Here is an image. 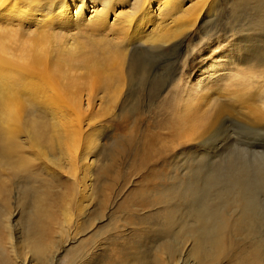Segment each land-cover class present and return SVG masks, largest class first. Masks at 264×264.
<instances>
[{"label": "bare ground", "instance_id": "6f19581e", "mask_svg": "<svg viewBox=\"0 0 264 264\" xmlns=\"http://www.w3.org/2000/svg\"><path fill=\"white\" fill-rule=\"evenodd\" d=\"M82 1L75 7L78 17L87 11ZM183 1L177 0L164 14L170 19L171 26L163 20V25H155L149 34L140 36L155 55L170 54L180 48L184 39H177L182 32L193 29L204 16H213L217 8L216 0H189L191 3L187 7L182 5ZM13 2L25 3V6ZM34 2L0 0V23L19 26L14 31L0 30V264H9L7 247L12 254L22 252L11 229L9 197L12 187L18 189L15 198L19 205L32 213L26 222L25 236L30 255L38 260L48 258L51 248L56 245L51 235L58 219L55 212L70 213L71 206L79 213L84 212L85 201L92 194L89 179L92 176L93 139L87 133L82 134V138L80 136L79 122L82 115L85 116L83 104L89 108L95 96L94 82L110 98L117 93L121 83V74L105 71L106 65L119 60L117 52L110 55L108 49H102L106 56L103 60L94 55L83 58L82 53L71 52V43L63 41L58 51L55 50L57 54L51 56L53 50L47 49V42L50 40L49 31L54 27L51 20L57 11L47 12L44 18L38 19ZM65 2L68 1L63 3L65 9L58 11L63 20L71 15L70 4ZM230 4L233 5L232 11L225 13L227 29H235L237 33L251 30L253 34L241 37L247 42L250 60L264 65V35L261 34L264 33V0H231ZM14 8L17 11L12 14L10 10L15 11ZM108 11L100 14L95 26L100 27L101 22H105ZM32 19L40 21V25L25 36L23 24ZM236 26L239 27L236 29ZM144 57L140 52H133L125 69L128 95L131 94L134 100L142 98L148 80L149 63L143 60ZM160 76H156V83H150V100L156 97L166 80V75L162 73ZM75 80L83 83L77 84ZM248 82H235L234 90H219L223 97L219 98L216 94L211 95L214 90L209 91L206 82L199 92L192 87L186 92L181 81L166 97L168 107L160 110L158 115L161 117L156 122L153 118L154 122L144 130L138 129L140 116L133 117L139 110L137 106L119 108L116 128L122 138L117 137L109 145L107 154L117 166L126 156L131 160L133 157L138 159L131 166L133 173L141 178L119 209L133 208L141 202L145 208L159 203L164 211L145 219L158 226L160 239L150 246L152 249L145 248L140 241L146 236L136 233L131 242V253L124 248L126 243L121 244L118 258L108 254L109 261L113 264H163L165 260V263L174 264H219L225 259L226 264H264V239L255 234L258 206L245 169H234L228 176L226 173L225 181H221L217 171L211 172L201 182L202 155L192 156L190 163L174 164L175 172L162 165L164 156L169 155L179 141L196 135L194 140L201 142L210 131L227 120L264 125V90L254 89L257 86L252 83L249 89ZM206 107L211 108L210 111L200 116ZM68 112L76 117L77 126L64 119ZM164 137L171 142L168 146L162 143ZM159 144L165 146L161 148ZM110 170V166L101 163L96 171L94 190L101 196L97 201L98 217L102 216L107 192L120 179L119 171H116L117 177H109ZM89 225L80 226L81 230ZM63 235L62 230L61 237ZM168 235L185 241H182L185 243L183 251L179 252L176 244L167 240ZM240 238L247 244L244 245L243 240L240 244ZM87 243L83 241L70 250L68 256L73 258L68 264H96L95 261L78 263L76 256H80ZM100 259L102 262V257Z\"/></svg>", "mask_w": 264, "mask_h": 264}, {"label": "rangeland", "instance_id": "374dc122", "mask_svg": "<svg viewBox=\"0 0 264 264\" xmlns=\"http://www.w3.org/2000/svg\"><path fill=\"white\" fill-rule=\"evenodd\" d=\"M20 1L26 2L30 0ZM32 1H35L33 5L37 6L35 13L38 14V19L44 18L47 12L53 13L57 11L56 17L51 20L54 25L49 31L51 42L50 40L47 42V49L49 51L53 50L51 56L57 54L63 41L71 43L73 45L71 52L76 55L82 53L83 58L94 55L97 58L101 57L100 59L103 60L106 56L103 55L105 53L102 51L108 49L110 55H112V52L115 54L117 52L120 57L119 60L114 62V64L106 65L105 71L116 75L121 74V83L117 93L114 95L115 97L112 96L110 98V95L101 92L97 88V83L94 82L92 86L94 87L93 93L95 96L91 100L89 108L86 109L85 104H83L85 116L83 117L82 115V119L79 122L80 131L82 132L80 136L82 138L87 133L86 135L93 139L91 147L93 153L92 176L89 179L92 194L85 201L84 212L79 213L72 206L69 209L70 213L58 214L57 211L55 212V216L58 219L54 228H52L51 235L56 240V245L51 248L48 258L44 261L38 260L30 255L27 236H25L27 234L26 222L32 216V213H28L27 209H23L19 205L18 199L15 198L18 195V189H13L12 187L11 196L9 197L11 229L12 234L15 237L17 236V246L22 247H20L22 252L17 255L12 254L7 247L6 256L9 259L8 263L68 264V261L73 258L68 256L70 250L79 243L88 241L86 246L82 248V252L80 251V256H76L77 259L81 260L80 262L78 260V263L88 261L94 263L93 261H95L96 264H113L112 261H109L107 255L109 254L112 258L117 259L124 243H126L124 248L131 253V242L134 241L136 233L146 236L140 241L145 248L152 249L150 246L160 239L158 226L147 223L145 219L147 216H154L159 211H164L161 205L156 203L153 207L145 208L141 202H138L133 208L119 209V206L124 204L131 191L136 188L139 180H141L139 175L133 173L134 168L131 166L138 159H134L132 156L133 161L126 156L122 158L120 165L117 166L111 160L110 155L107 154L109 145L114 143L117 137L122 138V133L116 128V124L119 121V108L122 106L129 108L137 106L139 110L133 117L140 116L141 122L138 124V129L144 130L148 124L156 122L161 117L160 114L158 115L160 110L168 107V102L165 101L166 97L172 92L176 84L181 83V81L184 82L183 88L186 89V92L189 87L199 92L202 89L201 85L203 82H206V87L209 88V91L214 90L211 95L214 96L216 94L219 98H223L218 92L219 90H234L235 82L240 83L245 80H249V89H251L252 84H255L254 86L257 87L254 89L260 88L259 90H264V65L259 64L252 58L250 60V53L246 48L247 42L241 37V35L250 34L252 31L245 29L237 33L235 29H227L229 25L227 24L225 13H230L233 5L230 4L231 0H216L214 3L217 8L213 11L215 12L214 14L211 13L213 16H204L193 29L182 32L181 36L178 37L177 40L181 41L184 39L180 48L174 49L170 54L165 52L164 54L155 55L140 36L149 34L155 25H163V20L167 26H171L170 19L164 14L168 12V8L177 0H84L87 11L81 17L75 15V7L83 3V1L67 0L68 2L65 3L70 4L71 15L65 20L58 14L60 9H65L63 5L65 0ZM190 3L189 0H184L182 5L187 7ZM13 4L25 6V3L20 2L18 4L13 2ZM104 10L109 11L105 16V22H101L100 28L95 26V23L99 22V16ZM16 11L17 9L15 11L10 10L12 14ZM234 24H236V21ZM240 24H244V22H240ZM39 25L40 21L37 22L35 19L25 21L23 24L25 36L32 34V31ZM239 26L241 27V25ZM239 26H236V29ZM245 26L243 28H246ZM141 28L144 31H140L139 29ZM206 32L209 34H206ZM261 34L264 35L262 32ZM43 48L46 49L45 46ZM56 49L57 51H55ZM133 52L142 53L145 56L143 60L149 63L148 80L145 84L144 95L140 100H134L131 94L128 95L129 90L125 76L128 59ZM251 64L254 67L250 66ZM162 73L166 75V80L158 89L156 97L150 100L148 95L150 83H156L155 78H161L160 75ZM75 81L80 85L83 83L82 80L79 83V80ZM82 100L84 102L85 96H83ZM189 105L191 104L189 103ZM206 108H204L206 111L203 110L200 116L207 114L211 109L209 107ZM64 119H68L70 124L71 122L74 125L77 123L76 117L74 118L70 112L65 113ZM208 134L201 140L202 143L199 140H194L197 137L194 135L190 139L179 141L177 145L174 144L175 146L171 149L172 152L164 156L162 165L174 170V164L190 163L192 156L202 155L200 161V170L202 171L199 172V181L201 182L206 179L208 174L210 175L216 171L221 181H225L226 173L228 176L231 171L240 168L245 169L246 177L250 182L249 187L254 192L259 212V219L257 224L255 223V231L257 232L255 234L264 239V125H255V123L244 124L227 120V122L218 125ZM88 136L87 138H89ZM162 140V143H166L168 146L170 141L166 137ZM164 144H159L158 146L163 148ZM101 163L111 167L108 174L109 177H117L115 174L116 171H119L120 179L116 181L117 183H114L111 191L107 192V201L105 207L103 206L102 208V216L98 217L99 206L97 201L101 196L98 195V192H95L94 188L95 184H97L95 183L96 171ZM34 223H37V221L34 220ZM82 225L89 226L87 228L83 226V230H81L80 226ZM62 230L64 231L63 237H61ZM167 240L169 242L172 241L171 244H176L175 246L179 252L183 251L185 245L183 239L178 240L175 236L168 235ZM238 240L241 244L243 238ZM243 244H247L246 241L243 240ZM21 259H25V262H21ZM223 260L219 264H226L225 259ZM165 261H163V264H174L173 262L165 263Z\"/></svg>", "mask_w": 264, "mask_h": 264}, {"label": "clouds", "instance_id": "9594fccd", "mask_svg": "<svg viewBox=\"0 0 264 264\" xmlns=\"http://www.w3.org/2000/svg\"><path fill=\"white\" fill-rule=\"evenodd\" d=\"M17 27H19V26L0 23V30H12V31H14V30H16Z\"/></svg>", "mask_w": 264, "mask_h": 264}]
</instances>
